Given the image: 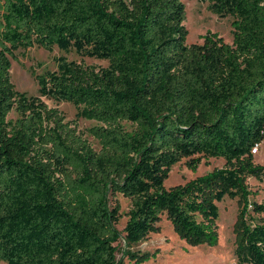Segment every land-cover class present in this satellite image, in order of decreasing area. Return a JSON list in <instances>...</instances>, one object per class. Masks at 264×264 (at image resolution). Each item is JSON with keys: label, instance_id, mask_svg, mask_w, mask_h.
<instances>
[{"label": "trees", "instance_id": "obj_1", "mask_svg": "<svg viewBox=\"0 0 264 264\" xmlns=\"http://www.w3.org/2000/svg\"><path fill=\"white\" fill-rule=\"evenodd\" d=\"M232 19V43L206 33L187 45L181 0H0V262L118 264L116 196L130 201L125 255L162 217L188 245L214 246L218 204L236 199V264H264V181L252 152L264 142V0H196ZM54 48L106 67L56 59L16 91L15 52ZM41 99L76 109L66 121ZM14 113L15 119L9 116ZM96 123L84 138L77 122ZM225 166L183 185L164 181L183 158ZM196 160L190 163L191 168Z\"/></svg>", "mask_w": 264, "mask_h": 264}, {"label": "rangeland", "instance_id": "obj_2", "mask_svg": "<svg viewBox=\"0 0 264 264\" xmlns=\"http://www.w3.org/2000/svg\"><path fill=\"white\" fill-rule=\"evenodd\" d=\"M186 7V21L184 23L188 36L187 45L201 44V37L210 32L217 34L226 44L232 43L230 17L220 18L212 14L207 3H200L196 0H181ZM16 62L11 60L10 77L16 91L25 93L28 97H39L36 82L31 76V72L36 75H42L56 68V59L64 57L68 61L83 62L86 65L106 67L107 63L95 59L82 58L71 51L65 54L54 48L52 52L33 47L28 50L19 49L15 53ZM48 107L58 109L65 117L66 121L75 119L76 109L67 103H55L50 100L41 99ZM10 119H15L16 115L12 113ZM96 123L78 120V130L84 134V138L98 149L97 142L92 139L87 130L94 127ZM196 160V165L191 168L190 163ZM252 162L254 165L264 166V142L257 146L252 152ZM225 166V161L204 157L200 155L191 158H183L179 163L173 166L164 181L165 189L183 185L184 183L205 175ZM248 190L250 191L249 200L258 204L264 203V181L254 178L246 180ZM118 204L120 208V217L116 229L121 233V239L117 242L118 250L116 261L118 264H134L125 255L126 245L122 240L123 228L127 217L126 214L130 208V201L121 196L112 199L111 204ZM239 204L236 199L225 198L218 204L219 217L215 223L218 234L217 243L214 246L209 245H188L174 231V228L165 217H162L157 224V231L150 233L138 245L131 247L134 252L146 254L147 260L142 264H236L234 256L235 247V224L239 211ZM264 222V215L261 216ZM0 264H5L0 262Z\"/></svg>", "mask_w": 264, "mask_h": 264}, {"label": "built area", "instance_id": "obj_3", "mask_svg": "<svg viewBox=\"0 0 264 264\" xmlns=\"http://www.w3.org/2000/svg\"><path fill=\"white\" fill-rule=\"evenodd\" d=\"M256 150V149H255Z\"/></svg>", "mask_w": 264, "mask_h": 264}]
</instances>
